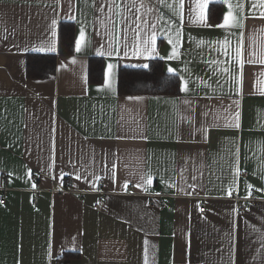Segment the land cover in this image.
<instances>
[{"label": "crops", "instance_id": "1", "mask_svg": "<svg viewBox=\"0 0 264 264\" xmlns=\"http://www.w3.org/2000/svg\"><path fill=\"white\" fill-rule=\"evenodd\" d=\"M198 2L184 0L183 23L157 5L156 52L140 56L144 32L116 14L124 0L112 12L110 0H0V264H264V0H208L206 24ZM226 15L243 27H219ZM62 22L75 39L85 29L81 50L57 56L53 79H27L26 56L57 54ZM91 58L103 62L99 85L88 84ZM156 59L187 92L117 94L120 69ZM234 196L252 199L242 215Z\"/></svg>", "mask_w": 264, "mask_h": 264}, {"label": "trees", "instance_id": "2", "mask_svg": "<svg viewBox=\"0 0 264 264\" xmlns=\"http://www.w3.org/2000/svg\"><path fill=\"white\" fill-rule=\"evenodd\" d=\"M208 19L218 22L221 19L220 6L210 5ZM75 27L73 23L59 25L57 54H29L25 61V76L31 80L53 79L57 56L74 54ZM146 69H120L117 76V94L124 97H166L179 94L178 78L166 74L161 60H151ZM88 84H101L103 81V62L91 58L87 71ZM66 259L70 255L65 256Z\"/></svg>", "mask_w": 264, "mask_h": 264}, {"label": "snow or ice", "instance_id": "3", "mask_svg": "<svg viewBox=\"0 0 264 264\" xmlns=\"http://www.w3.org/2000/svg\"><path fill=\"white\" fill-rule=\"evenodd\" d=\"M208 0H202V2L197 3V8L201 9V14L198 17V20L201 24H206V17L203 14V9L206 7ZM58 3V0H57ZM157 5L160 6H165L170 9H172L173 14L177 16L181 20V23H183V5H184V0H172V3H168V0H124L123 8H124V13L117 12L116 14L118 16L122 15L123 20L128 21L130 24H135V31L137 37H139L141 32H144V38L142 42V46L137 44L135 45V53L140 56H144L145 54H155L156 52V29H157V24L159 21L162 19V17H156L154 20L149 19V15L153 12L158 10ZM257 5H253V7H256ZM264 6V4L260 5ZM109 11L112 12L113 9H119L120 4L117 3V0H110V3L108 5ZM261 18H264V15L261 16ZM115 23V22H113ZM56 24V20H52V27L54 29ZM208 27H213V25H206ZM219 27L223 28H231V27H243V24L231 17V15H226L224 17V23L219 25ZM145 29H148V31H145ZM128 29H125V32L127 33ZM149 32L151 35L149 36ZM55 35V31L52 33ZM242 35V34H241ZM176 36H180V31L177 30ZM85 39V29L81 27L80 32H79V37L75 39V50L79 52L81 50L82 46V41ZM170 43H173V49L170 55L168 56V59H173L177 55V49L175 47V43L173 41H169ZM109 49H112V45L109 44ZM128 45L127 43L124 44V51H123V56L127 57L128 56ZM34 52H40V51H54L55 50V45H47V46H42V47H33L31 49ZM115 54L117 56L121 55L120 49L116 48L115 49ZM227 55V51L225 52ZM96 55L98 56H109L111 57L113 55V50L109 51H97ZM241 55V48L238 47L236 51V56L239 57ZM75 61H73L74 63ZM243 65L241 64V67ZM115 66L112 63H109L104 70V85L103 87L106 89H111L112 88V70ZM144 68H148V64L143 65ZM227 71V69L225 70ZM168 72L171 74L173 73V69L169 68ZM179 91L180 92H187L188 88L186 83L181 80L180 86H179ZM129 99H132L131 97ZM207 115V113H205ZM239 120V113H236L235 120L229 125L232 128H239L240 124L238 123ZM204 129H198V131H203ZM55 132V129L53 128V133ZM53 150H54V145H53ZM115 164L112 165L113 168V176L115 174ZM236 172L238 173V169H236ZM63 173H61V177H63ZM77 179H80V176L76 177ZM95 179H99V177H95ZM142 180L146 181L148 185H151L152 183V177L147 176V177H141ZM193 180L196 179L195 176L192 177ZM127 182L123 185V187L126 189L127 188ZM136 187H141L143 188L142 184H137L135 185ZM35 187V185H33ZM95 187V185H93ZM190 187L193 188V191H195V185H190ZM251 187V186H249ZM146 190V189H144ZM192 193H188V195H191ZM250 194V193H249ZM228 195L231 196V189L228 191ZM147 243V242H145ZM145 252L147 253V249H145ZM145 264H147V255H145Z\"/></svg>", "mask_w": 264, "mask_h": 264}, {"label": "built area", "instance_id": "4", "mask_svg": "<svg viewBox=\"0 0 264 264\" xmlns=\"http://www.w3.org/2000/svg\"><path fill=\"white\" fill-rule=\"evenodd\" d=\"M242 175H243V172L239 171L238 176H242ZM2 179H6L5 174H2ZM71 181H72L71 177H67L65 179V185H67V186L70 185ZM0 192L1 193L5 192V189H0ZM39 192L40 191H38V190L35 191V193H39ZM50 193L51 194H54V193H61V194H63V193L71 194L72 193L73 194L74 192L72 190H70L69 188H66L64 190H61L60 192L51 191ZM232 199H233L234 203L238 204L237 215H242V213L244 211L245 204L252 200V199H241L237 196H234ZM4 203H5L4 197H3V195H0V204H4ZM34 203H35V201H34ZM198 206H199L200 213H203L205 210V206H204L203 201H200Z\"/></svg>", "mask_w": 264, "mask_h": 264}]
</instances>
